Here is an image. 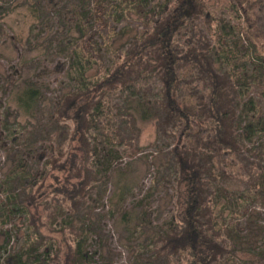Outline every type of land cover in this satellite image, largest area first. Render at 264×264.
<instances>
[{"label":"trees","instance_id":"trees-1","mask_svg":"<svg viewBox=\"0 0 264 264\" xmlns=\"http://www.w3.org/2000/svg\"><path fill=\"white\" fill-rule=\"evenodd\" d=\"M31 1L29 44L48 33L47 24L57 16L53 12L57 0ZM228 2L230 17L216 10L214 0L72 2L59 21L72 18L78 33L67 35L54 54H73L65 72L73 87L56 101L52 120L36 121L43 88L40 80L27 82L29 78L13 95L19 116L10 117L7 106L0 114L4 148L19 149L16 155H23L29 147L41 163L32 170L24 157L19 158L0 181L4 195L0 232L7 235L5 242L12 237L7 224L22 219V226L14 228L23 238L5 255L11 259L8 264H92L90 220L107 194L114 165L124 154L134 157L144 149L135 113L124 108L114 116L108 110L110 102L147 77L160 81L156 126L158 139L171 145V158L165 169H156L144 198H151L172 180L175 212L144 239L145 225L128 226L131 261L257 264L253 257H237L241 235L233 229L232 220L243 216L246 192L254 195L264 183L260 154L249 146L264 135V104L246 98L249 81L243 75L248 60L264 66L257 59L264 56V0ZM142 4L150 6V25L143 30L125 25L113 32L116 38L111 31L103 35L98 46L109 56L108 62L93 71V59L82 50L83 40L92 36V20L141 18L146 16ZM4 9L0 1V14ZM6 35L0 16V41ZM20 112L30 118L27 123L20 119ZM115 118L117 123H111ZM220 178L247 185L240 193L241 201L231 197L222 202L225 191ZM123 199V194L118 195V201ZM120 204L111 212H119ZM121 216L128 219V212ZM134 217L130 212V218ZM8 243L0 245V259ZM98 249L102 263L113 264L103 239Z\"/></svg>","mask_w":264,"mask_h":264},{"label":"rangeland","instance_id":"rangeland-1","mask_svg":"<svg viewBox=\"0 0 264 264\" xmlns=\"http://www.w3.org/2000/svg\"><path fill=\"white\" fill-rule=\"evenodd\" d=\"M5 7L1 16V21L5 24L7 35L0 41V114L1 111L8 107L10 117L19 116V108L13 99L14 92L18 87L27 82L40 80L43 93L39 98L36 109V121L52 120L54 115V106L58 98L73 87V82L65 74L70 65L73 54L61 53L54 54L58 45L64 42L71 33L77 34L76 27H72V18L59 21L61 17L66 16L72 7V2L78 0H57L54 2L56 8L53 16L47 24L48 33H43L33 39V44H29V33L32 24L30 15L31 0H0ZM229 0H214L216 10L230 17L228 9ZM231 1V0H230ZM218 4V6H217ZM146 16L132 20L124 19L120 22L108 20L97 22L92 20V36L83 40L82 50L90 55L93 59L91 67L93 71L101 69L108 62L109 56L105 50L98 46L103 42V35H110L116 38L113 32L118 33L125 25L132 26L135 29H146L149 25L148 10L150 6L141 5ZM71 19V20H70ZM107 20V19H105ZM238 21H235V23ZM61 28L58 36L54 33ZM111 31V32H109ZM246 38V34H242ZM245 49V48H244ZM43 51V52H42ZM47 54V52H49ZM59 51V50H58ZM255 58L257 57L254 54ZM264 61V56L257 58ZM257 62V61H256ZM22 64L23 67H18ZM243 75L249 81L246 87V98L253 97L259 105L264 104V66H259L248 60L244 63ZM1 83L6 85L2 87ZM160 81L155 77L143 79L138 86H135L131 92H122L120 95L112 98L109 107L111 112L116 116V112H122L124 108L135 113L137 125L140 128L139 143L144 149L136 156L124 154L118 159L112 171V179L109 181L107 194L99 205L95 208L90 220V228L93 230V245L91 250L94 254L92 264H103L98 249L99 240L103 239L108 245L109 255L113 256V264H134L130 258V250L127 244L130 243L131 228L135 224L145 225L143 228V238L151 235L155 229L169 219L175 212L173 198V181L167 180L166 185L160 192L149 199L144 198V194L151 186L155 179L156 169L166 168V164L171 158V145L167 141L159 138L156 126V119L160 109L157 102V93L159 91ZM11 91H13L11 93ZM20 119L27 123L29 117L20 112ZM30 119V118H29ZM27 121V122H26ZM39 123V122H38ZM117 123L115 118L114 122ZM114 139L115 136L112 135ZM3 133L0 130V181L4 172L19 158L24 157L25 163L32 169H38L41 163L35 161L36 157L33 150H28L23 155H16L19 149L9 150L4 148L2 142ZM4 140V138H3ZM156 142V144H155ZM255 153L260 154L264 164V135L256 137L253 142L249 143ZM43 147H41L42 149ZM263 150V151H262ZM22 160V159H21ZM219 183V181H218ZM220 186L225 191V196H221L223 203H227L228 198H236L235 201H241V191L246 190L247 185L239 180L220 178ZM123 194L124 199L118 201V195ZM247 207L243 210L242 215L232 220L233 229L240 234L236 255L239 259L249 260L253 257L257 264H263L264 259V183L257 187L255 194L246 192ZM3 193L0 186V202L3 200ZM121 203L119 212L113 213L111 209ZM114 207V208H112ZM128 212V219H124L121 214ZM227 211H230L228 205ZM130 212L135 216L132 220ZM15 225L22 226L21 217L12 219L7 227L12 230L10 242H5L7 235L0 232V245L7 244V249H3V256L0 264H8L5 255L9 254L15 246H18L23 238L22 233L16 232ZM138 227V230L141 228ZM59 235V234H58Z\"/></svg>","mask_w":264,"mask_h":264}]
</instances>
